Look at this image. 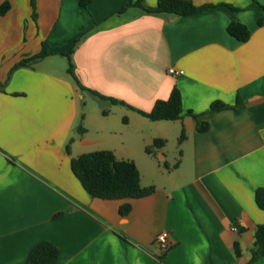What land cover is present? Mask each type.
I'll return each instance as SVG.
<instances>
[{"label":"crops","instance_id":"1","mask_svg":"<svg viewBox=\"0 0 264 264\" xmlns=\"http://www.w3.org/2000/svg\"><path fill=\"white\" fill-rule=\"evenodd\" d=\"M4 1L10 9L0 15V264H24L43 241L58 248L55 264H247L256 227L264 224L254 199L264 188V0H188L214 7L187 16L136 6L121 11L138 0H35L36 19L29 0ZM232 19L248 29L247 41L227 33ZM78 38L74 75L86 89L125 104L110 107L126 120L118 133L107 115L93 131L81 116L86 94L98 112L109 103L81 91L67 72L62 53ZM174 87L183 114L198 119L151 121L138 113L167 100ZM214 102L226 108L208 112ZM198 122L207 130L199 131ZM155 139L164 144L146 153ZM172 139L178 154L169 156ZM101 150L133 161L141 186L153 192L91 197L71 159ZM124 204L130 211L122 216ZM163 231L167 249L155 242Z\"/></svg>","mask_w":264,"mask_h":264},{"label":"trees","instance_id":"2","mask_svg":"<svg viewBox=\"0 0 264 264\" xmlns=\"http://www.w3.org/2000/svg\"><path fill=\"white\" fill-rule=\"evenodd\" d=\"M32 9V18L36 19V2L35 0H29ZM92 0H79V5L86 6ZM127 6H136L143 9L148 14H170L176 16H187L197 12L208 11L214 6L203 5L196 6L188 0H157L154 7H146L142 0L136 1L134 4L130 2L126 3L122 9ZM10 9L8 1H4L0 4V15H5ZM261 24V21H259ZM227 33L235 38L237 41L245 42L249 38L248 29L232 19L227 26ZM84 37V36H83ZM82 39V38H81ZM80 38L75 41L73 47L63 52L62 55L66 57L68 61L67 72L83 92H87L93 97L108 102L110 105H125L120 100L114 98L104 97L97 92L86 89L83 87L73 72V63L71 61V55L75 46L81 40ZM47 54L32 56L21 60L14 69L21 67H30L31 64L44 58ZM3 84L0 83V89ZM226 105L221 102H214L210 105L208 112H215L225 109ZM106 111H102L103 115H106ZM138 113L151 121H175L181 119L184 115L198 119V115H194L191 111H187L183 114L181 105V96L176 87L171 91V94L167 100L156 101L149 112L138 111ZM123 121H126L123 118ZM207 123L198 122V130H207ZM78 133H83L82 126H78ZM183 136L180 137V140ZM164 142L160 139H155L151 146L145 149L146 153L153 154V149L160 148ZM66 151L69 153V146H66ZM71 170L73 174L79 179L83 188L89 193V195L96 199L102 200H117V199H138L150 195L154 188H143L140 184L139 171L131 160H119L115 157L113 152L107 150L94 151L81 154L71 159ZM254 199L257 207L264 210V188H258L255 191ZM130 211V205L124 204L120 207L119 213L125 216ZM236 256H240L238 248L235 246ZM250 260L247 264H253L256 260L264 257V224L258 225L254 233V242L250 250ZM59 256L58 248L48 241L37 243L30 250L24 264H55Z\"/></svg>","mask_w":264,"mask_h":264},{"label":"rangeland","instance_id":"3","mask_svg":"<svg viewBox=\"0 0 264 264\" xmlns=\"http://www.w3.org/2000/svg\"><path fill=\"white\" fill-rule=\"evenodd\" d=\"M10 4V3H9ZM79 39V38H78ZM57 61V60H56ZM55 61V62H56ZM64 62V65H67L66 59H60V62ZM57 65V64H56ZM98 105V102L95 101V99H92L89 95H84V99L82 100L81 105V116L87 115L89 123H86L87 127H89L92 131L94 127L97 125V118H100V115L102 114V111H106V115L108 116L107 122L112 127L113 131L115 133H118V131H121L122 128V115L119 113V109H111L110 107L112 105L109 104V106L104 107L100 112L96 111V107ZM83 127L84 125L81 124ZM95 134L98 135V133L95 131ZM92 136V135H91ZM107 136V135H105ZM119 136H116L118 138ZM167 154L169 156H174L178 154V143L175 140H171L166 145ZM163 165V163H161Z\"/></svg>","mask_w":264,"mask_h":264},{"label":"built area","instance_id":"4","mask_svg":"<svg viewBox=\"0 0 264 264\" xmlns=\"http://www.w3.org/2000/svg\"><path fill=\"white\" fill-rule=\"evenodd\" d=\"M169 74L182 75V71H175L173 68L168 70ZM232 230H235L234 228ZM155 242L162 249H167L169 247L168 233L166 231L160 232L155 238Z\"/></svg>","mask_w":264,"mask_h":264}]
</instances>
